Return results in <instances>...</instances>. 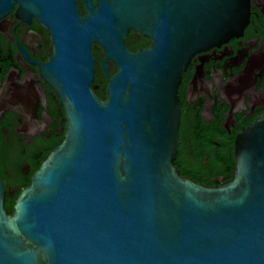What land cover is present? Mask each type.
I'll use <instances>...</instances> for the list:
<instances>
[{
  "label": "water",
  "instance_id": "1",
  "mask_svg": "<svg viewBox=\"0 0 264 264\" xmlns=\"http://www.w3.org/2000/svg\"><path fill=\"white\" fill-rule=\"evenodd\" d=\"M252 0H77L41 12L54 53L42 76L66 109L65 139L10 214L0 178V264H264V117L237 136L232 179L209 187L176 166L182 73L240 36ZM145 16L151 47L128 51L121 19ZM113 62L107 98L93 45Z\"/></svg>",
  "mask_w": 264,
  "mask_h": 264
},
{
  "label": "flooded vegetation",
  "instance_id": "2",
  "mask_svg": "<svg viewBox=\"0 0 264 264\" xmlns=\"http://www.w3.org/2000/svg\"><path fill=\"white\" fill-rule=\"evenodd\" d=\"M57 0H0V178L6 204H14L31 184L42 162L61 145L66 109L42 76L54 53L41 12L55 13ZM100 0H77L82 17L104 10ZM145 16L120 20L128 51L152 45L144 32ZM95 92L106 90L117 72L104 50L93 45ZM181 110L176 166L183 176L209 187L232 179L237 136L264 117V0L251 1V15L240 36L197 53L178 87ZM13 204V206H14Z\"/></svg>",
  "mask_w": 264,
  "mask_h": 264
},
{
  "label": "trees",
  "instance_id": "3",
  "mask_svg": "<svg viewBox=\"0 0 264 264\" xmlns=\"http://www.w3.org/2000/svg\"><path fill=\"white\" fill-rule=\"evenodd\" d=\"M97 95L102 98V99H106L107 98V92L106 90H101L99 92H97ZM13 204H14V201L11 200V201H8L7 204H6V208L7 210L9 211L10 214L13 213Z\"/></svg>",
  "mask_w": 264,
  "mask_h": 264
}]
</instances>
